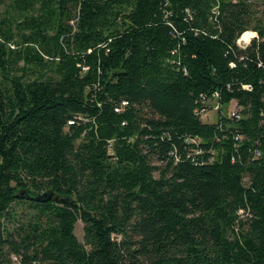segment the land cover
Masks as SVG:
<instances>
[{
  "label": "trees",
  "instance_id": "1",
  "mask_svg": "<svg viewBox=\"0 0 264 264\" xmlns=\"http://www.w3.org/2000/svg\"><path fill=\"white\" fill-rule=\"evenodd\" d=\"M0 264H264V0H0Z\"/></svg>",
  "mask_w": 264,
  "mask_h": 264
},
{
  "label": "rangeland",
  "instance_id": "2",
  "mask_svg": "<svg viewBox=\"0 0 264 264\" xmlns=\"http://www.w3.org/2000/svg\"><path fill=\"white\" fill-rule=\"evenodd\" d=\"M247 32H249L248 35H245V36L242 35L239 38L238 42L242 46H246L248 41H249V38L253 36L252 31H247ZM232 110H233V106H232V104H229L222 109V113L228 114ZM217 116H218V111L213 109L211 111L202 113L201 119L204 122H214L217 120ZM74 235L77 238V240L82 243V241H83V223L80 220L77 221L74 225Z\"/></svg>",
  "mask_w": 264,
  "mask_h": 264
},
{
  "label": "built area",
  "instance_id": "3",
  "mask_svg": "<svg viewBox=\"0 0 264 264\" xmlns=\"http://www.w3.org/2000/svg\"><path fill=\"white\" fill-rule=\"evenodd\" d=\"M254 35H255V34L253 33V36L249 38L248 43H249L250 40L254 37ZM238 41H239V39H238ZM238 41H237V45L240 46L241 48H244V47H246V46L248 45V43H247L246 46H242V45L239 44ZM216 97H217V94L215 93L214 96H213V98L216 99ZM230 104H232V106H233V110L230 111V112L228 113V115H229L230 117H233V118H234V117H235V118H239V114H238L239 109H238L237 105H236L235 103H233V102H231ZM122 105H124V103H123ZM213 109H214V110H217V111L219 112L220 107L215 103V104L212 106V109H211V110H213ZM205 112H208V111L201 110V111L197 112V114H198V115L200 116V118H201L202 113H205ZM254 156H255V157H261V156H262V152H261L260 150L256 149V150L254 151Z\"/></svg>",
  "mask_w": 264,
  "mask_h": 264
},
{
  "label": "water",
  "instance_id": "4",
  "mask_svg": "<svg viewBox=\"0 0 264 264\" xmlns=\"http://www.w3.org/2000/svg\"><path fill=\"white\" fill-rule=\"evenodd\" d=\"M27 194V197L28 198H33V199H35V200H42V198L43 197H46V196H48L49 198L51 197V194H43V195H34L33 193H31V192H27L26 193Z\"/></svg>",
  "mask_w": 264,
  "mask_h": 264
},
{
  "label": "bare ground",
  "instance_id": "5",
  "mask_svg": "<svg viewBox=\"0 0 264 264\" xmlns=\"http://www.w3.org/2000/svg\"><path fill=\"white\" fill-rule=\"evenodd\" d=\"M248 34H249V32H245V33L243 34V36L248 35Z\"/></svg>",
  "mask_w": 264,
  "mask_h": 264
}]
</instances>
